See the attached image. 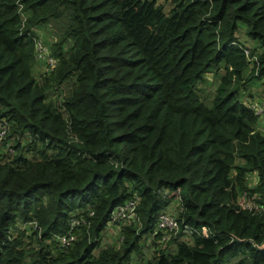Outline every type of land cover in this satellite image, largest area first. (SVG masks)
<instances>
[{
	"label": "trees",
	"instance_id": "16d2710c",
	"mask_svg": "<svg viewBox=\"0 0 264 264\" xmlns=\"http://www.w3.org/2000/svg\"><path fill=\"white\" fill-rule=\"evenodd\" d=\"M60 19L46 40L56 66L37 80L32 36ZM240 25L260 52L240 43ZM245 49L258 69L246 78ZM219 68L208 106L197 84ZM262 75L264 0H173L168 11L0 0V120L13 140L12 152L0 144V264H264V135L239 95ZM242 194L258 209L240 208ZM132 198L138 221L101 247L111 210ZM174 200L190 241H161L157 218ZM151 233L154 254L132 263Z\"/></svg>",
	"mask_w": 264,
	"mask_h": 264
},
{
	"label": "rangeland",
	"instance_id": "374dc122",
	"mask_svg": "<svg viewBox=\"0 0 264 264\" xmlns=\"http://www.w3.org/2000/svg\"><path fill=\"white\" fill-rule=\"evenodd\" d=\"M172 1L173 0H157V2L159 4H161L164 7L165 11H168L170 9V7L172 6ZM64 25V20L60 19L59 21H54L51 22L45 26L40 27L37 32L38 36L41 37L42 40H49L51 41V39L57 37V35L59 36L61 34V30H62V26ZM241 27L237 30L236 32V36L238 38V40L240 41L241 44H243L245 47L249 48V49H256L257 52H260L261 49L257 46V44L251 40L245 33V29L242 25H240ZM56 34V35H55ZM50 44H47V46L49 47ZM253 61H250L249 67L247 69V71L244 74V78H246V76L248 74H251L252 69H253V74H257V68L256 65L254 66ZM49 68L47 67V64L45 65L42 62H38L35 60V64L33 67V73L36 77L37 80L40 79V75L48 72ZM224 70L219 68L217 70L212 69L209 72H206L204 75V78L201 82H199L197 84V91L201 97V99L204 101V103L208 106L211 105L212 103V98L215 94V90L219 84L220 81V77L222 76ZM263 77L259 78V79H251L250 82H246V85L244 87H246V89H242L240 91V98L243 102L246 103H251V102H263L264 103V75H262ZM60 92V91H57ZM258 130L261 131L262 133H264V115L258 118V124H257ZM25 135L22 139V143H26V141L29 139V137H27ZM7 142H12L13 140L12 138L9 140H6ZM0 151H3V149H0ZM30 155V153L28 154V156ZM249 182L248 185L249 186H254V184H251L255 177L254 175H249ZM177 201L174 200L171 202V204L169 205V208H166L165 212H169L171 214H175L177 215V209H178V205H177ZM114 224V223H112ZM112 224H107L102 232H101V237L99 238V245L101 247L103 246H108V245H119L118 240H121V235L119 234V229ZM26 226H30V225H26ZM22 228L25 226H21ZM178 233H181V231H179ZM177 233V234H178ZM175 234V235H177ZM173 235V236H175ZM143 237V236H142ZM186 240V241H190L191 237H189V233H181V235L178 236V240ZM153 242V236L152 233L144 236L141 240V248H140V254H133V261L132 263H137L138 261H145L148 258H150L153 254H154V244ZM34 244V243H33ZM166 247H168V249L170 251L174 250V246L173 244H168ZM96 252V251H95Z\"/></svg>",
	"mask_w": 264,
	"mask_h": 264
},
{
	"label": "built area",
	"instance_id": "2783aa9c",
	"mask_svg": "<svg viewBox=\"0 0 264 264\" xmlns=\"http://www.w3.org/2000/svg\"><path fill=\"white\" fill-rule=\"evenodd\" d=\"M22 16L24 18V14H22ZM38 31L39 30L34 32L32 36V41L34 46V59L38 62L44 63L45 65L47 64L49 71H52V69L56 66L57 60L55 59V57H53L50 54V50L47 46L46 40H42L41 37L38 36L37 34ZM244 53L250 61H257L256 55L251 56L249 49H245ZM247 104L254 111V113L258 115V118L264 115L263 102L260 103L251 102ZM7 132H8V123L6 122V120L2 119L0 120V144L3 143L6 149L9 152H12L13 149L10 143L4 142L6 139ZM262 134L264 135V133ZM238 205L242 209H249V210L258 209V207L253 202H251L250 199H248L245 194H242L240 196L238 200ZM136 207H137V201L134 198L129 199L123 202L122 204L115 206L110 212L109 220L107 224L114 223L115 226L119 229L120 225L130 223L136 220L138 221L139 218L136 211ZM90 215H92V212L90 213ZM77 225H78V220L72 219L70 222L69 231L66 234H62L57 237V240L59 241L61 247L64 248L69 247L72 244V242L75 240V234L73 233V230ZM156 227L158 231L162 232V238H161L162 242L168 240L172 234L175 235L179 231H182V233L193 232V228L190 226H184L183 228H181L179 221L176 218V215L165 211H162L158 215Z\"/></svg>",
	"mask_w": 264,
	"mask_h": 264
},
{
	"label": "crops",
	"instance_id": "0c3cea01",
	"mask_svg": "<svg viewBox=\"0 0 264 264\" xmlns=\"http://www.w3.org/2000/svg\"><path fill=\"white\" fill-rule=\"evenodd\" d=\"M255 182H256V178L254 179V181L251 184H255Z\"/></svg>",
	"mask_w": 264,
	"mask_h": 264
}]
</instances>
